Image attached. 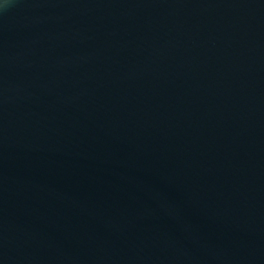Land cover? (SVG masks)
Instances as JSON below:
<instances>
[{
  "label": "water",
  "instance_id": "obj_1",
  "mask_svg": "<svg viewBox=\"0 0 264 264\" xmlns=\"http://www.w3.org/2000/svg\"><path fill=\"white\" fill-rule=\"evenodd\" d=\"M0 264H264V0H0Z\"/></svg>",
  "mask_w": 264,
  "mask_h": 264
}]
</instances>
